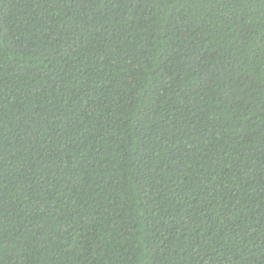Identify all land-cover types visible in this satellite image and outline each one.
<instances>
[{
  "label": "trees",
  "instance_id": "1",
  "mask_svg": "<svg viewBox=\"0 0 264 264\" xmlns=\"http://www.w3.org/2000/svg\"><path fill=\"white\" fill-rule=\"evenodd\" d=\"M0 264H264V0H0Z\"/></svg>",
  "mask_w": 264,
  "mask_h": 264
}]
</instances>
